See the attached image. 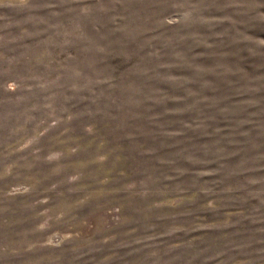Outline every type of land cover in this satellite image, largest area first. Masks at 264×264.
Segmentation results:
<instances>
[{"label":"rangeland","instance_id":"374dc122","mask_svg":"<svg viewBox=\"0 0 264 264\" xmlns=\"http://www.w3.org/2000/svg\"><path fill=\"white\" fill-rule=\"evenodd\" d=\"M0 264H264V0H0Z\"/></svg>","mask_w":264,"mask_h":264}]
</instances>
